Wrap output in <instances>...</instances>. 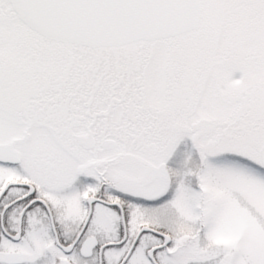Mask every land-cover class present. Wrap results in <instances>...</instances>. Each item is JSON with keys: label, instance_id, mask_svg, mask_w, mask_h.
Returning a JSON list of instances; mask_svg holds the SVG:
<instances>
[{"label": "snow or ice", "instance_id": "snow-or-ice-1", "mask_svg": "<svg viewBox=\"0 0 264 264\" xmlns=\"http://www.w3.org/2000/svg\"><path fill=\"white\" fill-rule=\"evenodd\" d=\"M0 264H264V0H0Z\"/></svg>", "mask_w": 264, "mask_h": 264}]
</instances>
